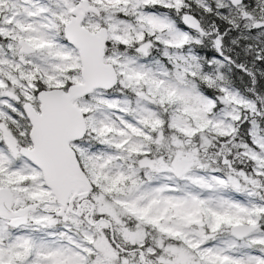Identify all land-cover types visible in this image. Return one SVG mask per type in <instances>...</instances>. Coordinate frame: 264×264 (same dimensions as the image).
I'll list each match as a JSON object with an SVG mask.
<instances>
[{"label":"snow or ice","instance_id":"obj_1","mask_svg":"<svg viewBox=\"0 0 264 264\" xmlns=\"http://www.w3.org/2000/svg\"><path fill=\"white\" fill-rule=\"evenodd\" d=\"M0 264H264V0H0Z\"/></svg>","mask_w":264,"mask_h":264}]
</instances>
